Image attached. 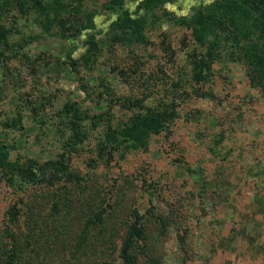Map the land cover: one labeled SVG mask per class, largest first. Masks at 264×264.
Returning <instances> with one entry per match:
<instances>
[{"label":"rangeland","instance_id":"374dc122","mask_svg":"<svg viewBox=\"0 0 264 264\" xmlns=\"http://www.w3.org/2000/svg\"><path fill=\"white\" fill-rule=\"evenodd\" d=\"M71 1L94 12V29L62 39L0 0L18 53L0 60V142L20 157L0 172V264H123L135 223L132 264H264V85L227 49L207 80L191 79L202 48L187 22L219 0L148 12L136 45L106 41L120 13L101 9L110 0ZM123 2L132 13L138 0ZM88 33L99 53L85 66ZM135 99L172 111L170 127L143 149L110 146L105 127L128 122Z\"/></svg>","mask_w":264,"mask_h":264},{"label":"trees","instance_id":"16d2710c","mask_svg":"<svg viewBox=\"0 0 264 264\" xmlns=\"http://www.w3.org/2000/svg\"><path fill=\"white\" fill-rule=\"evenodd\" d=\"M172 0H138L134 12L123 8V0H110L101 5L103 10L120 11L116 19L110 23L105 34L106 41L114 44L136 45L147 42L145 28L146 14ZM20 14L39 27L44 34L65 38L80 35L84 31L94 29V12L74 8L73 2L65 0H15ZM142 10L145 15H140ZM191 36L196 45L202 48L198 58L192 61L191 79L200 83L209 78L211 66L222 52L229 50L230 57L243 62L251 78L259 85H264V0H219L207 7L197 8L187 22ZM13 28L0 24V60L14 58L10 38ZM86 50L79 56L80 62L87 66L95 62L99 53V42L94 33L86 35ZM126 107L133 110L129 121L115 126L107 125L104 129L105 142L110 146L126 149H143L152 136L169 128L174 113L166 110H154L139 105V100L129 102ZM134 103V104H133ZM73 118L82 120L80 109L74 105L66 107ZM73 140H82L86 133L78 123L73 125ZM72 141V138L70 139ZM11 151L6 144L0 142V172L15 169L20 157L11 160ZM30 162L29 160H26ZM58 167L63 168L61 162ZM140 234V226L133 224L126 240L119 251L123 264H132L131 249Z\"/></svg>","mask_w":264,"mask_h":264}]
</instances>
